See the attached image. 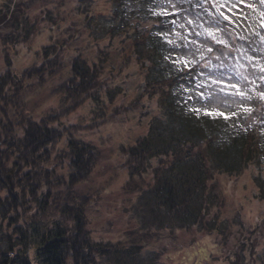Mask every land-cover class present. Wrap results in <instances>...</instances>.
Segmentation results:
<instances>
[{
  "label": "trees",
  "instance_id": "1",
  "mask_svg": "<svg viewBox=\"0 0 264 264\" xmlns=\"http://www.w3.org/2000/svg\"><path fill=\"white\" fill-rule=\"evenodd\" d=\"M77 1L82 4L77 10L85 14L91 45L104 53L97 57L98 63L90 65L85 51L78 49L71 58L68 79L57 87L63 96L59 107L38 117L25 98L26 88L37 81L49 83L64 70L61 51L77 41L78 35L69 31L63 40L51 37L33 53L38 60L18 71L10 50L28 46L38 27L27 14L26 2L7 0L0 6V31L11 33L1 39L0 264H111V256L115 264H134L161 235L158 227L168 230L171 217L184 218V225H179L191 234L219 232L210 227L217 226L221 214L222 202L214 206L211 200L217 193L218 177L237 179L254 170L253 182L259 193L264 191V83H258L250 100L238 108H212L206 100L208 73L224 70L217 65L229 63V48L216 41L211 52L203 50L193 61L179 56L193 36L197 40L205 35L208 25L203 17L216 18L224 8H231L233 0H173L172 12L159 7L164 0H107L109 28L96 27L95 16L87 13L93 0ZM186 10L194 14L189 20L183 17ZM48 13L44 21L57 27L58 15L52 16V10ZM161 32L168 33L174 43H167L158 35ZM107 38L117 40L122 68L134 62L142 77L140 93L130 106L140 110L138 104L146 100L156 108L146 134L119 148L127 176L123 189L136 196L144 212L139 231L120 248L92 241L85 231L88 200L78 188L90 180L102 151L78 138L74 133L78 125L68 121L83 101H93L102 112L91 126L100 127L112 120L104 109L120 95L127 97L126 86L112 88L101 79L110 54L102 49ZM195 84L205 87H201L203 97L193 88ZM54 156L58 164L51 167ZM150 194L156 204L169 209L166 220L151 216L154 209L143 201ZM234 254L230 257L234 264H253L239 257L237 250Z\"/></svg>",
  "mask_w": 264,
  "mask_h": 264
},
{
  "label": "rangeland",
  "instance_id": "2",
  "mask_svg": "<svg viewBox=\"0 0 264 264\" xmlns=\"http://www.w3.org/2000/svg\"><path fill=\"white\" fill-rule=\"evenodd\" d=\"M6 1L0 0V6L7 4ZM18 1L26 2L28 6L26 12L38 27V32L30 39L28 46L20 47L16 52L10 50L13 64L18 71L38 60L37 54L33 53L48 44L51 37L52 40H63L69 31L78 35L77 41L65 48V51H61L65 56L64 70L53 76L49 83L37 84L39 82L37 81L26 88L25 98L30 109L35 112L34 115L38 117L50 112L52 108L59 107L63 96L62 93L58 94L57 87L68 79L71 72V58L78 54V49L85 51L87 54L85 58L90 61V65L94 62L98 63L97 57H101L104 52L98 53L91 45L89 29L85 28V14L77 10L82 4L79 5L77 0H15ZM160 4L159 7L168 12L176 8L173 0H164ZM47 9L53 11L52 16L58 15L60 24L57 27L44 21L45 14V19L49 18ZM110 10L111 5L107 0H93L87 13L95 16L96 27L109 28L106 18L109 19ZM223 10L225 12L221 13L220 17L226 21L206 14L202 19L208 25L204 26L205 35L197 40L193 36V41L180 50L179 56L187 61L195 59L203 50L211 48L217 40L223 41L222 44L229 48L227 52L229 63L225 67L217 65V68L224 69L222 71L208 73L213 75V79L209 80L206 87L209 89L206 100L212 108L231 110L249 101L254 87L264 82V0H233L231 8ZM192 11H186L183 17L189 20ZM0 17L3 18L1 11ZM87 23L89 25L88 21ZM206 29L211 30L216 39H212ZM10 35L11 33L6 32L5 29L0 31V67L4 63L1 39ZM105 43L102 49L110 51V54L109 60L104 65L101 78L103 84L106 83L112 88L114 85L126 86L127 97L120 95L114 101V105H110L111 102L106 99L110 106L104 110L107 114H112V120L100 127L91 126L100 120L99 113L102 112L93 101H83L70 113L68 121L78 125L74 130L78 138L92 142L102 151L100 163L90 180L78 188L88 200L85 207V231L92 241L113 243L120 248L122 245L127 246L135 237L134 233L139 231L144 212L136 196L126 194L123 189L127 176L119 148L121 145L133 144L140 136L146 134L150 119L156 115V108L146 100L138 104L140 110L130 106L140 93L138 89L142 77L137 66H133L134 62L125 69L122 68L117 40L113 42L112 38H107ZM28 47L33 48L32 53L29 52ZM214 81L222 82L214 83ZM200 85L195 84L193 88L197 92H202V88L205 87L201 86V88ZM149 110L152 112L151 115L146 113ZM60 147L62 148L63 144ZM57 164L58 160L54 156L51 167H56ZM254 174L255 171L252 170L237 179L227 176L217 178V193L211 200L214 206L222 202L221 214L217 216V226L212 224L210 227H216L219 232L201 230L191 234L179 225L181 223L184 225V218L171 217L167 228L172 232L158 227L161 235L152 242L149 248L151 251H144L141 258H135L132 262L134 264H234L230 257L235 255L234 252L236 253L237 250L239 257L247 258L250 263L264 264V197H262L264 191L263 194L259 193L253 182ZM143 201L146 205L149 204L148 209H154V212H151L153 218L156 220L159 218V221L166 220L169 209L156 204L152 194L147 195ZM168 232L174 237H170ZM250 254L254 255L255 259H252ZM109 260L111 264H115L112 256ZM125 264H129V261Z\"/></svg>",
  "mask_w": 264,
  "mask_h": 264
},
{
  "label": "snow or ice",
  "instance_id": "3",
  "mask_svg": "<svg viewBox=\"0 0 264 264\" xmlns=\"http://www.w3.org/2000/svg\"><path fill=\"white\" fill-rule=\"evenodd\" d=\"M173 23H174V22H173ZM189 23H191V21H189ZM205 31L208 32V35H209L210 37H212V39H216V37H215V36L213 35V33L211 32V30L206 29ZM158 35L163 36L164 39L167 41V43H169V44H173V43H174V41L168 39V33H166V32H161V33H158ZM222 42H223V41L217 40V43H222ZM177 46H178V45H177ZM208 51L211 52V51H212V48H208ZM174 62L178 63L179 61H174ZM184 66H185V67L188 66L186 61H185ZM221 82H222V81H214V83H221ZM233 87H234V85H233ZM240 94L243 95V93H240ZM203 95H204V94L201 92V93H200V96L203 97ZM261 95L264 96V93H261Z\"/></svg>",
  "mask_w": 264,
  "mask_h": 264
},
{
  "label": "bare ground",
  "instance_id": "4",
  "mask_svg": "<svg viewBox=\"0 0 264 264\" xmlns=\"http://www.w3.org/2000/svg\"><path fill=\"white\" fill-rule=\"evenodd\" d=\"M233 4V3H232ZM192 61H193V59H192Z\"/></svg>",
  "mask_w": 264,
  "mask_h": 264
}]
</instances>
